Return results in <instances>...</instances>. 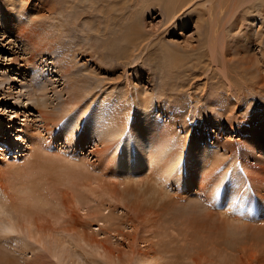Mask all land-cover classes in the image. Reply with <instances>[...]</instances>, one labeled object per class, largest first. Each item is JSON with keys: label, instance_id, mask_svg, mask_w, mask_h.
Segmentation results:
<instances>
[{"label": "rangeland", "instance_id": "rangeland-1", "mask_svg": "<svg viewBox=\"0 0 264 264\" xmlns=\"http://www.w3.org/2000/svg\"><path fill=\"white\" fill-rule=\"evenodd\" d=\"M79 2H84V6L88 7L85 0H75L76 8L64 11L66 23L71 22L74 18L77 19L78 37L82 38L81 42H83L81 45L79 44L81 47L78 58L79 65L82 67L86 64L94 76L106 79L104 87L108 88V91L114 92V87H117L116 90L124 89L131 83V92L134 93V97L138 98L135 99L138 104L140 95L136 92H138L139 78L142 79L140 83L149 92H152L150 94L154 96L157 110L166 107L170 110L171 104H173V110L177 112L181 111L176 109L180 108L179 105L184 106L183 103L188 99V93H193L197 98L203 86L202 75L198 74L202 69L201 65L195 66L193 62L197 56L196 53L203 49L205 27V23L196 21V17L199 18L198 12L189 10L169 27L166 25L165 15L161 9L162 0L154 1L155 6H144L143 8L146 10L142 17L139 14L134 16L135 12L129 7L130 10L125 13L122 24L120 23L121 29L113 35L111 29L118 27L113 25L118 19L114 13L110 14L113 9H110L109 5L106 6L107 10L102 13L97 10L90 13L88 9L89 22L84 25L85 15L80 12L81 4ZM106 2L103 0L102 3ZM211 2L216 1L212 0ZM32 3H34L31 11L33 22L40 24L39 19H41L40 36H37L35 41L45 43L54 36L46 37L41 33L44 22L56 29L60 27L62 18L58 14L47 16L48 12L41 8V5L46 2H41L40 5L37 0H32ZM200 8L203 7L200 6ZM13 12H18V9H14ZM105 12L110 14V24L112 25L106 31L104 30V23L107 20ZM229 12L230 8L222 9L219 14L221 20L219 26L225 20L227 23V32L225 30V33L232 37V40L240 38L243 44L244 38H247V41L251 40V42L245 43L247 51L240 48L244 52L241 53L243 56L248 54L260 58V49H264V17L262 18L261 15L262 12L264 14V9L262 11L256 9L253 12L246 10L243 11L244 13H240L238 10L239 15H244V17L238 16L237 12L229 17ZM131 17H133L135 27L139 28L141 34L146 38L143 42L148 43L143 51L145 62L136 57H132L130 60L123 58L130 49L123 36L124 32L126 33L124 28L131 23H127ZM113 19L116 20L113 21ZM237 24L243 25L236 28ZM8 40L10 41L11 38L2 36L0 32V72L1 70L5 71L4 74H9L19 80L20 77L14 75L16 71H10L13 66L7 60L11 57L7 49L10 47ZM253 41H263V44L260 47L256 43L253 44ZM235 47L237 46L230 47L229 52L239 57L241 54H235L237 50ZM166 48L176 51L177 54L175 56L165 55ZM12 51L23 58L20 46L16 45ZM21 73L23 81L28 84V87L22 88L21 93H28L32 98L31 101L26 100L27 95L17 97L18 101H15L16 96L19 95L16 92L19 90L18 84L11 85L16 88H11L15 99L2 94H5L8 84H3L2 90L0 89V98L4 99H0V185L6 194L0 192V202L1 198L5 200L6 196L12 203L18 204L29 192L30 182L28 181L34 179L37 187L43 189L40 192L41 189L37 188V192L41 193V198L46 195V199L43 198V200H46L47 203L42 207L43 211L34 213L30 219L33 229L37 230L42 237L41 241L37 240L40 238L38 235L33 239L28 236L24 221L21 222V219H19L21 227L11 224L9 226V223L7 224L4 220L5 216L0 214V220L5 221L2 222L3 224L6 223L5 225L0 223V230H3L7 235L4 237V233L0 232V259H2L0 264L215 263L214 259L216 258L213 257L215 253L206 252L210 245L196 244L199 241L198 239L194 240L196 229L194 225L184 222V217L171 224L170 215L160 216L156 209L161 207L154 205L153 199L148 203L143 202L149 198H144L140 194L133 204L119 202L120 197L117 190L119 186L118 184V187L115 186L118 176L112 173L111 166L114 158L111 143L99 145L97 140L92 141L96 138H86L81 126L75 131L67 132L63 126V119L52 118L41 105V94L44 93L37 90L35 81L30 79L31 76L26 68L22 69ZM194 74L197 75L194 77ZM213 77L209 79L205 88L204 98L198 102V106L201 108L199 112L201 114L198 113L200 116H198V122L202 126L206 124L205 130L209 134L220 135V140L223 139L222 143H233L235 152H241L242 144H245L246 152L249 151L252 155L264 154V137L261 133H257L258 131H254V129L264 130V119L260 118L258 122L257 119L255 120V116L253 121L249 117L248 123L256 126L249 132L241 129V121H244L245 114L236 109L227 112L225 107L223 108V104L220 102L222 97L219 99V94L224 90L218 87L220 86L219 78ZM195 78L196 80H194ZM194 83H197L195 86L198 89L193 91ZM134 87L137 88L133 89ZM105 91L97 90L96 92L100 94ZM175 97L182 100H176ZM255 102L257 101H253L246 110L249 111ZM237 103H242V101ZM183 111L185 112V109ZM220 127L228 129L220 130ZM250 138L258 142L255 150L247 143L250 142ZM226 153L229 155L230 150H226ZM262 159L264 160V155H262ZM39 166L49 173L42 176L43 170ZM258 168L255 166L257 170L253 168L255 171L252 174H260L261 170ZM70 170H73L74 173ZM90 172L93 174L91 175ZM86 173L91 175L89 180L80 178L83 175L86 176ZM260 175L258 179L252 181V188L257 194V199L260 200L261 213L257 214L258 212L253 210L248 217H244L239 222L240 229L236 227L234 230L232 237L236 240V245L242 247V250L232 257L233 264H264V197H262L264 195V175ZM35 182L33 183L35 184ZM130 183L131 187H126V189H137L132 181L128 186ZM45 185L49 187V189L46 187L48 191L44 190ZM25 187L27 191L24 189ZM12 199H16L17 202ZM167 200H164L162 205L169 212L172 204ZM180 203L184 204L183 201ZM7 205L8 202L4 206L9 208ZM98 210L107 213L109 217L106 219L108 226L103 227V230L98 229L99 223L92 219V215ZM211 211L216 214L214 210L211 209ZM199 214L202 224L201 233L210 242L224 245L227 235L223 232L224 223L220 217L214 215L210 225V220H207L208 217L204 215L203 210L199 211ZM214 228L219 232H216ZM214 235L217 236V241ZM55 239L58 242L54 243ZM52 243L58 245H50ZM56 246H58L57 249L53 250Z\"/></svg>", "mask_w": 264, "mask_h": 264}, {"label": "bare ground", "instance_id": "bare-ground-1", "mask_svg": "<svg viewBox=\"0 0 264 264\" xmlns=\"http://www.w3.org/2000/svg\"><path fill=\"white\" fill-rule=\"evenodd\" d=\"M37 1L40 5L41 2H46L41 5V8L48 12L47 16L58 14L62 18L60 27L56 29L44 22L41 33L45 34L46 37L54 36L45 43L35 41V38L40 36L41 19H39L40 24L33 22L31 11L34 3H32V0H0V32L2 36L11 38L10 41H7L10 46L7 49L11 57L7 60L13 66L10 71L15 70L16 74L14 75L20 77L17 80L9 74H4L6 72L1 70L0 89L2 90L3 84H8L7 92L5 91V94H2L15 99L11 85L18 84L19 90L16 92L19 95L16 94L18 96H16L15 101H18L17 97L26 95L28 96L26 100H32L28 93H21L22 88L28 87L26 81H23L24 78L21 73L22 69L26 68L31 76L30 79L35 81L34 84L37 90L44 93L41 94V105L52 118L63 119V126L67 132L75 131L81 126L86 138H96L92 141L97 140L99 145L111 143L114 152L111 166L112 173L118 176V182L115 186H119L117 188L121 200L119 202L133 204L139 194L144 198H149L143 201L145 203L153 199L154 205L161 207L156 209L158 214L160 216L170 215L171 224H174L177 220L180 221L184 217L186 220L182 219L184 222L194 225L196 229L194 240H199L196 244L210 245L206 252L215 253L217 257H213L217 260L214 259V264H233L232 257L242 250V247L236 245V240L232 237L234 230L236 227L239 228V222L244 217H248L253 210H256L257 214L261 213L260 200L257 199V194L252 188V181L258 179L261 176L260 174L264 175V160L262 159L264 154L252 155L249 151L246 152L245 144H242L243 149L241 152H235L233 143H222L223 139L220 140V135L213 136L209 134L205 130L206 124L202 126L198 122V116L201 114L199 113L201 108L198 106V102L205 96V88L209 79L217 76L220 80H218L220 83L218 87L224 90L219 94V99L222 97L220 102L223 104V108L225 107L227 112L236 109L245 114L243 116L244 121H241V129L249 132L256 126L248 123L249 117L253 121L255 116V120L257 119L258 122L260 118L264 119V49H260V58L255 55L249 56L246 53L243 56L241 53L244 52L240 48L247 51L248 48H246L245 43L251 42V40L248 39L249 41H247V38H244V44L240 41V38L239 40H232V37L225 33V30L227 32L225 20L219 26L221 22L219 14H221L223 8H230L229 17L234 12H237V15L240 16L239 12L244 13L246 10L253 12L260 9L262 11L264 0H214L216 2H211L212 0H162L161 9L165 15L167 26H172L176 20L180 19L189 10L198 12L199 18L196 17V21H201L202 24L205 23L204 46L202 50L196 53L197 56L193 62L195 66L201 65L202 70L198 74L202 75L203 86L197 98L193 93H188V99L183 103L184 106L178 104L180 108L176 109L181 110L178 112L173 110V104H171L170 110L167 107L157 110L154 96L150 94L151 91L149 92L140 83L142 79L139 78L137 82L139 87L133 88H137L138 92L136 93L140 95V103L138 104H136L137 101L135 102L137 97H134V93L131 92V83L126 85L124 89L116 90L117 87H114V92L108 91V88L104 87L106 79L94 76L88 70L86 64L83 63L82 67L79 65V50L83 42H81L82 38L78 37L77 19L74 18L71 22L66 23L64 12L67 9L76 8L75 0ZM85 1L88 7L84 6V2H79L81 4L80 12L85 15L84 25L89 22L88 9L90 13L95 10L102 13L107 10L106 6L108 5L110 9H113L110 14L114 13V16L118 19H113V21L118 22L113 23V25L118 26L116 29H111L113 35L121 29V22H123L125 13L130 10L129 7L135 12L134 16L139 14L142 17L145 13L144 10H146L143 8L144 6H155L156 4L154 2L156 0H107L108 3L105 0L106 3L104 4L102 3L103 0ZM206 3H208V6H206ZM200 6L203 8H200ZM14 9H18V12L14 13ZM108 12H105L107 18L104 23L105 31L112 27ZM261 15L263 18V12ZM240 17H244V15ZM125 22H127L126 19ZM129 22L131 23L124 28L126 33L124 32L123 37L130 49L128 50L129 53L124 55L123 58L130 60L132 57H136L142 61L145 54H143V51L148 43L143 42L146 38L141 34V30L135 27L133 17L127 23ZM242 25L237 24L236 28H240ZM258 40L261 39L258 38ZM252 43H256L261 47L263 41H253ZM16 45L20 46L23 58L12 51ZM233 45L237 46L235 47L237 49H235V54H241L239 57L230 54V47ZM164 54L175 56L177 52L166 48ZM145 61L143 60V62ZM196 75L194 74V77ZM195 84L197 83H194L193 91L198 89ZM97 90L106 91L99 94L96 92ZM180 97L182 96L180 95ZM255 100L257 102L247 111L246 108ZM239 101H242V103H237ZM225 129L228 128L220 127V130ZM254 131H258L257 133H261L264 137L263 129L260 131L254 129ZM247 143L254 150L258 146V142L254 141L253 138H250V142ZM226 150H230L229 155ZM255 166H258V169L261 170L260 174H252L257 170ZM39 168L41 167L39 166ZM41 170H43L42 176L49 173L46 169L41 168ZM71 171L74 173L73 170ZM87 175L80 178L87 180L91 176L89 174L87 177ZM33 180L28 181L31 188L28 187L29 192L18 204L12 203L6 196L5 200L1 198L0 214L5 216L4 220L7 224L9 223V226L11 224L15 227H21L22 225L19 223V219H21V222L24 221L28 236L33 239L38 235L40 238H37V240L41 241L42 237L37 230L33 229L30 219L34 213L43 211L42 207L47 201L43 200V198L46 199V195L41 198V193L37 192V188L38 190L41 189L40 192H42V187H37L36 182ZM130 181L134 182L137 189H126V187H131V183L128 186ZM45 188L44 190L49 189V187ZM0 192L5 194L1 185ZM49 192L51 191L49 190ZM166 199H168L167 202L172 204L169 212L162 205ZM12 200L17 202L16 199ZM179 201H183L184 204ZM6 202H8V209L4 206ZM256 207L258 208L255 209ZM202 210L204 215L208 217L207 220H210V225L214 215H218L224 223L223 232L227 235L224 245L210 242L201 233L202 224L200 223L201 215L199 211ZM107 215V213H102L101 210L92 215V219L99 223L98 229L101 230L106 225L108 226L106 219L109 217ZM4 220H0V223ZM6 223L2 224L5 225ZM215 230L219 232L218 229ZM0 232L4 233V235L2 234L4 237H7L3 230H0ZM214 237L217 241V236L214 235ZM191 241L193 240L191 239ZM56 242L58 240L54 241V243ZM50 245L58 244L52 243ZM57 247L53 250H56Z\"/></svg>", "mask_w": 264, "mask_h": 264}]
</instances>
